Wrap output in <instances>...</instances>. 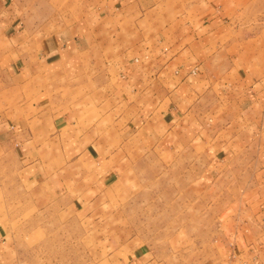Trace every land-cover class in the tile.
<instances>
[{"label":"crops","instance_id":"1","mask_svg":"<svg viewBox=\"0 0 264 264\" xmlns=\"http://www.w3.org/2000/svg\"><path fill=\"white\" fill-rule=\"evenodd\" d=\"M33 1L0 0V165L14 152L20 179L52 200L74 166L104 191L148 149L203 156L210 165L201 181L210 176L227 193L211 205L239 208L218 233L215 264H264L263 30L229 26L217 0H71L65 22L51 6L48 19H30ZM192 46L197 56L185 55ZM82 111L96 119L81 122ZM188 149L201 152L188 158ZM248 182L253 189L240 186ZM1 218L0 264H12ZM140 258L130 263L146 264Z\"/></svg>","mask_w":264,"mask_h":264},{"label":"rangeland","instance_id":"2","mask_svg":"<svg viewBox=\"0 0 264 264\" xmlns=\"http://www.w3.org/2000/svg\"><path fill=\"white\" fill-rule=\"evenodd\" d=\"M70 1H33L37 5L32 9L35 15L29 18L48 19L51 6L56 12L53 17L65 22L63 12ZM73 2L81 5L79 0ZM217 2L229 26L248 28L252 34L264 32V0ZM187 20L193 25V31L199 19L191 16ZM161 24L154 28L156 37L161 34H157ZM192 31L187 32L190 44L196 36ZM238 38H242V32ZM189 49L185 55L194 56L198 52H194L195 46ZM177 51L179 48L170 53ZM216 53L222 57L227 54V48ZM216 66L222 74L229 65ZM107 104L109 108V100ZM80 115L81 122L95 120L97 112L82 111ZM131 147L137 152L144 151L141 145H126L124 150ZM148 152L151 155L135 159L104 191L92 178L84 179L80 167L74 166L76 176L60 177V182L64 181L62 189L58 198L52 200L39 184H25L20 179L17 173L20 163L12 152V159L5 166L0 165V171L5 172V175L0 172V215L10 237L9 246L14 249V255L10 256L12 264L19 261L23 264H131L132 258H140L142 254L140 262L146 264H215L220 247L218 233L232 227L223 223L233 210L239 212V208L211 205L210 201H216L218 196L224 197V201L217 203H226L227 193L218 191L215 182L210 183V176L202 177L201 181L200 174L209 167L210 161L203 156L201 159L189 157L201 151L188 149L190 159L164 153L160 147ZM248 171L252 174L254 168L250 166ZM40 178L42 182L46 179ZM227 182L226 176L220 178V189ZM240 186L247 190L254 188L251 182ZM240 215H245V211Z\"/></svg>","mask_w":264,"mask_h":264}]
</instances>
